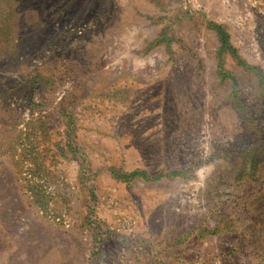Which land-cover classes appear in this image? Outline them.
<instances>
[{"label":"rangeland","instance_id":"obj_1","mask_svg":"<svg viewBox=\"0 0 264 264\" xmlns=\"http://www.w3.org/2000/svg\"><path fill=\"white\" fill-rule=\"evenodd\" d=\"M180 1L0 0V264H264V37L195 88Z\"/></svg>","mask_w":264,"mask_h":264},{"label":"crops","instance_id":"obj_2","mask_svg":"<svg viewBox=\"0 0 264 264\" xmlns=\"http://www.w3.org/2000/svg\"><path fill=\"white\" fill-rule=\"evenodd\" d=\"M188 2L190 6L187 5V0H184V3L180 1L178 7L179 12H184L186 14L187 10L189 11L190 9H193V11H191L192 13L190 11L189 12L191 13V15H194V19L196 21L200 22L199 24L202 28L201 32L197 33L196 36V38L200 41V45L202 46L200 53H208L211 56V60L202 56L203 54H192V49L181 42L177 43V48L181 52L190 53L191 56L194 58L193 62L196 63L198 68H214L216 69L217 74L216 77L214 75H201L192 79L193 83L195 84V88L202 89L203 85L214 83V79H218V81L221 82L224 79V76L220 75L218 69L223 67H229L230 64L224 62L228 59H230L232 62L234 61V64L238 67H251V65L244 64L242 61H240L241 59L239 58L237 52V44L240 43V41H237L236 39H231V36H229V29L231 27L236 28L235 22H239V16L236 11L235 5L238 3H245L249 5V13L244 18L242 29L245 31L248 37H254L255 40L258 36L256 35L257 32L262 37H264V0H188ZM224 2L231 4V9L229 10L230 12L223 11L224 7L222 6V8L221 5H223ZM223 28H225V30H223ZM171 62L172 65L179 64V62L177 61H175L174 63V60H172ZM214 88L215 87L211 86V91H214ZM210 93L213 94L212 92ZM207 236L211 237V235ZM207 236L201 237L197 234L191 235L189 237L183 236L179 239L181 240L180 244L182 242V244L185 245L184 249H182V253H184L185 257V264H197L196 260H192L190 256H187L189 253L193 255L194 251H197V248H189L188 253L187 248H185L186 245L188 243H194L195 245H197L198 242L202 243V241H206ZM230 252L234 254L239 253V251L235 248L234 245H232ZM223 254H226V252H223Z\"/></svg>","mask_w":264,"mask_h":264}]
</instances>
